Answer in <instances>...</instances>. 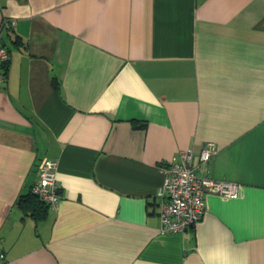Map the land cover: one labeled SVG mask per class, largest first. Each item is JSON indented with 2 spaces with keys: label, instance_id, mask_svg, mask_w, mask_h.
<instances>
[{
  "label": "crops",
  "instance_id": "crops-1",
  "mask_svg": "<svg viewBox=\"0 0 264 264\" xmlns=\"http://www.w3.org/2000/svg\"><path fill=\"white\" fill-rule=\"evenodd\" d=\"M0 29L4 264H264V0H0ZM183 151L238 195L160 233ZM42 158L61 199L36 216Z\"/></svg>",
  "mask_w": 264,
  "mask_h": 264
},
{
  "label": "built area",
  "instance_id": "built-area-1",
  "mask_svg": "<svg viewBox=\"0 0 264 264\" xmlns=\"http://www.w3.org/2000/svg\"><path fill=\"white\" fill-rule=\"evenodd\" d=\"M8 61L9 54L3 44L0 29V85L6 82V73L1 71V68L5 67ZM215 153V145L206 143L200 152V163L206 164ZM56 166V161L42 158L36 167V179L30 189L33 195L52 209L57 208L61 199L60 186L55 176ZM164 171V181L155 193L159 208L160 233L183 232L195 225L203 214L206 193L227 198L238 195L237 184L209 179L198 174L190 151L181 152L179 160L173 159ZM5 260V252L0 248V264H4Z\"/></svg>",
  "mask_w": 264,
  "mask_h": 264
},
{
  "label": "trees",
  "instance_id": "trees-1",
  "mask_svg": "<svg viewBox=\"0 0 264 264\" xmlns=\"http://www.w3.org/2000/svg\"><path fill=\"white\" fill-rule=\"evenodd\" d=\"M21 202H27L29 205V202L31 205L35 206L33 215L39 213L42 214V210L44 211L48 206L42 202L37 196L33 195L31 192H29L27 195L20 198ZM25 206L23 208L27 207L28 205L24 203ZM37 216V215H36Z\"/></svg>",
  "mask_w": 264,
  "mask_h": 264
}]
</instances>
